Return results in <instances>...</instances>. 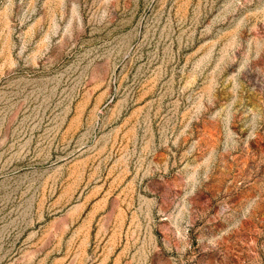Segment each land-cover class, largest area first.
<instances>
[{
	"label": "rangeland",
	"instance_id": "374dc122",
	"mask_svg": "<svg viewBox=\"0 0 264 264\" xmlns=\"http://www.w3.org/2000/svg\"><path fill=\"white\" fill-rule=\"evenodd\" d=\"M0 264H264V0H0Z\"/></svg>",
	"mask_w": 264,
	"mask_h": 264
}]
</instances>
